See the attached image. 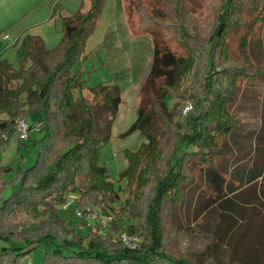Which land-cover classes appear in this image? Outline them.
Masks as SVG:
<instances>
[{
	"label": "trees",
	"instance_id": "trees-1",
	"mask_svg": "<svg viewBox=\"0 0 264 264\" xmlns=\"http://www.w3.org/2000/svg\"><path fill=\"white\" fill-rule=\"evenodd\" d=\"M104 2L90 0L89 9L64 16V37L54 48L38 35L24 36L19 68L0 58V148L19 120L42 113L35 122L41 133L35 140L41 148L37 160L20 169V186L8 197L1 193L11 167L0 158V264H21L45 241L54 249L43 264H194L169 253L164 219L195 185L204 209H223L217 231L229 232L232 217L225 209L243 184L226 176L217 157L241 124L234 110L238 79L262 74L247 72V60L231 53L230 36L236 27L246 32L251 25L249 34L262 43L264 0H159L162 14L151 2L134 0L137 30H152L154 56L137 120L121 135L140 130L146 138L139 148L124 150L123 203V188L98 168L123 101L120 88L103 83L86 97V80L73 70L87 56L86 42ZM246 11L251 20L245 19ZM241 39L244 49L250 37ZM168 96L175 99L171 107ZM188 100L192 109L183 115ZM254 178L247 175L245 183ZM72 197L80 207L93 203L116 214L107 236L98 232L101 224L88 233L69 224L59 208ZM120 230L140 236V247L115 239ZM203 264L220 263L210 259Z\"/></svg>",
	"mask_w": 264,
	"mask_h": 264
},
{
	"label": "rangeland",
	"instance_id": "rangeland-1",
	"mask_svg": "<svg viewBox=\"0 0 264 264\" xmlns=\"http://www.w3.org/2000/svg\"><path fill=\"white\" fill-rule=\"evenodd\" d=\"M144 1L151 2L156 12L162 14L159 0ZM133 3L134 0H105L97 27L86 42L87 56L77 60L73 66V70L86 80V88L82 92L86 97H90L91 87L103 83L116 84L120 88L123 101L98 162V168L108 174L117 187L123 188L119 203H123L125 197V179L121 178L127 166L124 150L137 149L146 141L140 130L131 135H121L137 120L140 91L150 73L154 56L153 32L148 30L140 33L137 30L135 11L131 8ZM81 8L89 9L90 0H0V58L8 59L19 68L23 57L19 50L20 42L27 34L40 36L50 48L60 45L64 37L63 17ZM246 12L245 19L251 20L252 13ZM248 27L246 32L236 27L231 33V53L239 55L241 62L243 58L247 60V72L262 70V74L239 78L238 84L241 87L253 83L264 84V29L260 35L262 43H259L257 34H249L251 25ZM3 34H9L10 38L1 37ZM243 35L250 37V43L244 49L241 47ZM167 101L171 107L175 99L168 96ZM190 101L183 104V115L192 109L184 112L188 104H191ZM41 118L42 113L37 112L27 121L33 124ZM30 135V138L20 140L13 134L9 142L0 148L3 165L11 167L4 175L7 183L1 193L2 197H8L20 186V169L29 168L37 160L41 148L35 140L40 138L41 133L32 130ZM199 192L197 185L189 187L184 201L172 208L164 219L169 253L194 264H203L210 259L220 264H264V200L260 196L250 197L247 205L237 208L234 216H231L229 232L224 235L217 231L222 223L220 211L217 208L201 211L202 197ZM85 206L92 207L90 211L96 214V218L86 212L79 215L80 206L74 197L59 209L69 224L78 230L88 233L89 229L93 231L101 224V232L107 236L116 214L113 211L112 215L104 213L100 206L93 203ZM123 234L126 239L122 237ZM136 237L140 247V236L126 230L114 234L115 239H120L131 248L137 246L132 247L124 240ZM53 249L51 241L39 243L21 264H43L45 254Z\"/></svg>",
	"mask_w": 264,
	"mask_h": 264
},
{
	"label": "crops",
	"instance_id": "crops-1",
	"mask_svg": "<svg viewBox=\"0 0 264 264\" xmlns=\"http://www.w3.org/2000/svg\"><path fill=\"white\" fill-rule=\"evenodd\" d=\"M234 110L241 124L226 138L217 157L226 176L243 184L234 192V203L225 209L230 216H234L237 208L247 205L250 197L260 196L264 200V84L242 86ZM247 175L255 178L245 183ZM203 204L201 202L203 212L217 208L204 209ZM217 209L221 215L223 209Z\"/></svg>",
	"mask_w": 264,
	"mask_h": 264
},
{
	"label": "built area",
	"instance_id": "built-area-1",
	"mask_svg": "<svg viewBox=\"0 0 264 264\" xmlns=\"http://www.w3.org/2000/svg\"><path fill=\"white\" fill-rule=\"evenodd\" d=\"M1 37L5 38V39H9L10 35L9 34H3ZM191 107H192V105L188 104V106L186 107V110L184 112L187 113L191 109ZM32 130L33 131H39L40 130L39 125L36 123L31 124L27 120H19L17 122L15 130L13 131V134L16 135L18 137V139H20V140H26L30 137V133ZM91 208H92L91 206L90 207H88V206L78 207V214L81 215V214H83V212H86L89 216L96 218V214L91 213V211H90ZM95 220H97V219H95ZM105 226H106V224H105ZM97 230L99 233H101L103 235L105 234V232H103V233L101 232V230H102L101 228H98ZM122 237L124 239H126V235L123 234ZM124 241L129 242V245L132 247L139 245V243H138L139 239L137 237L135 239L129 238V240H124Z\"/></svg>",
	"mask_w": 264,
	"mask_h": 264
}]
</instances>
